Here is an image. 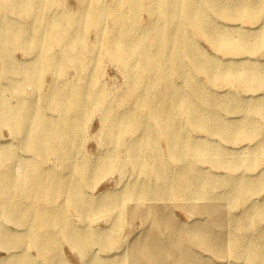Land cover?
<instances>
[{"label": "bare ground", "instance_id": "bare-ground-1", "mask_svg": "<svg viewBox=\"0 0 264 264\" xmlns=\"http://www.w3.org/2000/svg\"><path fill=\"white\" fill-rule=\"evenodd\" d=\"M107 1H111L112 5L104 8ZM62 2L0 0V61L3 65L0 73V129L10 128L22 137L20 150L34 158L25 163L22 170L18 168L21 176L16 178L9 167V162L17 159L15 150L0 147V168L4 170L0 174V200H3L0 212L7 223L22 228L16 230L0 224V251L7 253V258L0 260V264H34L27 253L29 248L35 249L47 264H52L53 256L56 259L60 253L62 242L81 254L82 264H111L94 258L103 256L95 252L90 255L89 249L95 245L101 248L98 251L104 252L102 249L111 247L116 241L120 219L111 217L114 225L111 232L95 234L87 225L76 228L66 218L69 210L86 219L96 214L110 216L113 208L126 198L165 202L178 195L184 201L202 199L206 195L203 188L215 183L208 179L201 187L194 184V176L198 172L186 165L188 155L196 159L217 156L215 166L225 167L229 172L241 167L239 163L226 162L216 148L186 140L178 121L181 114H185L186 122L193 123L199 131L220 139L231 137L244 142L252 135H260L248 115L239 124H220L217 118L201 119L199 103L210 105L207 102L212 101L214 95L204 94L194 76H204L218 88L255 89L264 84L262 66L258 67L255 59L249 57L246 59L248 63L243 66H237L243 63L234 65L232 62L220 64L201 60L202 54L194 45L191 34L204 38L212 49L231 57L227 60L237 61L241 55L264 47V0L255 4L248 1L229 3L226 0H77L78 7L74 10L63 7ZM11 3L13 10H10ZM36 9H40L39 15L34 13ZM143 13L151 18L147 26L139 20ZM11 14L28 21L16 23L9 17ZM210 15L219 16L223 23L211 25ZM237 21L249 25L262 23L259 34L251 35L228 27V23ZM109 23L115 27L114 31L107 28ZM92 32L97 35V47L90 46L86 41V35ZM55 49H58L57 54ZM15 50H22L26 55L35 54L37 61L25 65L13 64L12 53ZM105 60L119 65L130 83L117 96V103L122 104L127 97H133L135 106L147 111L146 118L130 110L118 112L106 107L105 92L99 85L98 73L90 75L88 84L78 81L63 84L53 79L54 84L41 91L43 75L49 71L56 77H62L69 67L85 70L93 61L100 68ZM31 67L38 69L36 75L29 73ZM188 68L192 69V76L187 73ZM10 73L23 78L10 80L3 86L1 79ZM174 75L181 80L182 86L173 83ZM27 83L41 91L43 107L57 111L59 120L47 119L36 103L22 99ZM184 88L192 91L196 100L190 98ZM89 99L93 102L90 105L93 113L98 111L103 114L105 137L120 145L123 135L130 136L126 152L132 167L152 176L155 180L153 184L128 185L117 196L102 197L97 201L80 194L79 179L85 182V186L89 185L92 176L109 172L120 160L118 152H112L102 155L96 162H68L72 150L80 145L82 119L86 118ZM254 110L264 119V104ZM140 130L143 131L141 135ZM158 140L165 141L168 154L180 164L173 182L168 175V166L162 162L157 149ZM252 153L264 157V135L257 150H252ZM143 154L147 155L145 161L141 159ZM48 156L62 162L67 172L65 178L39 164ZM246 168L251 166L246 165ZM262 188L264 176L254 181L240 178L230 190V203L233 207L244 206L248 195ZM16 196L30 198L35 203L21 205ZM249 207L250 204L243 220L234 221L238 233L253 229L254 218L264 216L262 208L249 210ZM199 229L185 232L187 242L175 244L178 246V249H173L177 252V264H187L185 243L201 247V233L194 231ZM263 245V233L258 234L257 241L244 248L241 241L234 238L228 253L234 258L246 257L252 264H264ZM152 248L156 256L137 246L134 253H140L149 264H164L158 259L160 255L172 257L169 247ZM64 262L58 259L54 264H66Z\"/></svg>", "mask_w": 264, "mask_h": 264}, {"label": "rangeland", "instance_id": "rangeland-1", "mask_svg": "<svg viewBox=\"0 0 264 264\" xmlns=\"http://www.w3.org/2000/svg\"><path fill=\"white\" fill-rule=\"evenodd\" d=\"M229 3L248 1L252 4L260 3L261 0H226ZM232 1V2H231ZM63 7L67 9H77V0H63ZM112 5L111 1L104 3V8ZM10 10H13V4H10ZM39 15L40 9L34 12ZM9 17L16 23H26L28 20L20 18V16L9 15ZM140 23L144 26L150 22L151 18L143 13L139 16ZM209 22L211 25L217 26L223 23L218 16L217 18L210 15ZM262 23L256 25H249L241 23L240 21L228 23V27L236 28L240 32H249L251 35H258ZM110 31H114L115 27L112 24H107ZM253 28V29H251ZM192 40L194 45L201 52V60L215 62L220 64L243 63L237 66L246 65V59L249 57L255 59L256 65L262 66L264 69V47L257 48L254 52L247 55H241L237 61H229L231 59L227 55H223L221 51L212 49L204 38H201L194 33ZM96 33H88L86 35L87 43L97 47ZM55 54L58 49L54 50ZM36 55H26L22 50H15L12 53L13 64L25 65L34 61ZM95 62H90L87 69L79 70L72 67L67 68L66 73L62 77H56L53 72L49 71L43 75V88L48 89L54 84L53 79H57V83L71 84L78 81L88 84L90 75L98 73V81L102 90L105 92L104 105L112 110L123 112L130 110L135 114H140L146 118L147 111L144 108L138 109L135 105L133 97H127L122 104H118L116 98L124 92L130 84L126 72L117 64L112 61L105 60L100 68ZM3 65L0 61V73L2 72ZM38 69L35 67L30 68L32 75H36ZM189 75H193L191 68L187 69ZM202 92L206 95H214L212 101L208 104L199 103V115L201 119L208 120L217 118L220 124H239L243 118L248 115L252 119L255 126L260 131V135H252L250 139L240 142L231 137L220 139L218 136H212L206 132L199 131L195 125L186 122V115L181 114L178 116L180 126L183 127L184 137L193 143L207 145L220 150L221 157L226 162L239 163L241 167L235 172H229L225 167H216L215 161L218 158L211 156H204L201 159H196L192 155L186 158V165L191 166L198 173L194 176V184L205 185V182L211 180L215 184L203 188L206 195L202 199L194 198L191 200H183V197L174 196L169 198L168 201L159 202L156 199L139 200L124 199L116 207L113 208L110 216L96 214L88 218L82 217L74 210H69L66 218L69 219L76 228H82L85 225L95 234L109 233L114 228L112 218H119L121 225L116 235V241L112 246L104 250L98 246H93L90 251L98 253L93 256L94 258H101L109 261L111 264H149L146 259L139 253L136 255L134 249L137 246L143 247L151 255H155L152 246H166L171 248L172 257L166 258L160 255L158 259L163 260L164 264H177L176 254L173 249H178L175 244H183L186 241L185 232L191 231L193 228H200L198 231L194 230L197 234L201 233V247L193 243H185L186 253L185 262L187 264H252L247 261L246 257H231L228 253L230 242L236 238L241 241L244 248L250 242L257 241L259 233L264 234V216L256 217L253 220V229L246 232L238 233L235 222L241 221L246 216L247 205L250 204L251 208H262L264 210V188L248 195L246 205L233 207L229 200V193L231 188L240 178H248L251 180H260L264 176V157L252 153V150H257L261 143V137L264 135V119L255 113V107L264 104V84L255 89H240L228 86L215 87L207 78L201 75L194 76ZM22 75L10 73L6 78L1 79V84L6 86L10 80L22 79ZM173 83L177 86H182L181 80L177 76H173ZM185 92L190 98L196 100V96L188 88H184ZM41 91H37L32 84H25L22 99L36 103L37 108L43 112L45 117L50 120H59L60 114L57 111H50L45 109ZM92 100L87 101L88 111L85 112L86 118L82 119L83 134L80 145L74 148L68 162L80 163L82 160H89L96 162L104 154H112L118 152L120 160L113 165L110 171L104 174L94 175L90 178L89 185L85 186V182L80 180V194L86 196L91 201L100 200L102 197L108 198L109 196H117L128 185L139 184H153L154 178L145 173H141L132 167L127 152L126 144L130 140L129 135H123L122 143L116 145L111 138L104 136V120L101 112H95L90 108ZM218 105V106H215ZM218 126H216L217 128ZM143 133L140 130L139 135ZM138 135V134H137ZM136 135V136H137ZM135 136V137H136ZM22 137L15 134L10 128L3 127L0 129V147L7 146L15 150V159L9 162L12 173L16 178H19L20 167L34 160L32 155H28L20 150ZM157 149L161 155L162 162L168 166L171 182L179 168V163L175 158L168 154V148L164 140H158ZM254 154V155H252ZM143 161L147 160V155L143 154L141 157ZM1 161V158H0ZM4 162V161H3ZM253 163L250 165V163ZM1 164V163H0ZM39 164L46 170L55 171L61 177L65 178L67 172L62 162L53 156H48L46 160L39 161ZM246 165L251 168H246ZM19 168V171H18ZM3 168H0V174L3 173ZM76 179V177H74ZM202 189V188H201ZM16 200L21 204L35 203L30 198H23L16 196ZM3 202V200H0ZM103 204V203H98ZM246 206V207H245ZM191 212V214L189 213ZM0 224L7 225L11 229H22L14 223H7L0 212ZM193 231V230H192ZM259 242V241H258ZM244 243V245H243ZM152 245V246H151ZM264 248V245H263ZM27 253L34 264H47L33 248H29ZM119 254V255H115ZM13 254H16L13 253ZM156 256V255H155ZM7 253L0 251V260L6 259ZM11 259V258H8ZM62 259L66 264H82V256L76 250H73L67 243L62 242L60 245V253L53 256L54 263ZM52 263V264H54Z\"/></svg>", "mask_w": 264, "mask_h": 264}]
</instances>
